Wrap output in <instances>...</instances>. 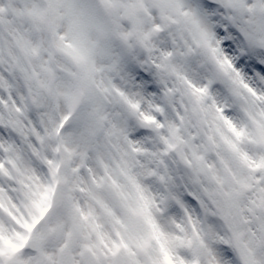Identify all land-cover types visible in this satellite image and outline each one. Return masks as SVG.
<instances>
[{
    "label": "snow or ice",
    "instance_id": "6c2138e0",
    "mask_svg": "<svg viewBox=\"0 0 264 264\" xmlns=\"http://www.w3.org/2000/svg\"><path fill=\"white\" fill-rule=\"evenodd\" d=\"M0 264H264V0H0Z\"/></svg>",
    "mask_w": 264,
    "mask_h": 264
}]
</instances>
